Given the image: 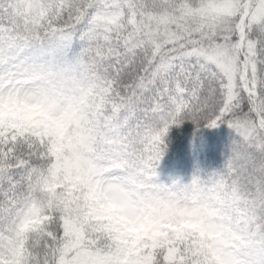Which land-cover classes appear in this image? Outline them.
Returning <instances> with one entry per match:
<instances>
[{"label":"snow or ice","instance_id":"obj_1","mask_svg":"<svg viewBox=\"0 0 264 264\" xmlns=\"http://www.w3.org/2000/svg\"><path fill=\"white\" fill-rule=\"evenodd\" d=\"M185 119L236 139L166 187ZM0 264H264V0H0Z\"/></svg>","mask_w":264,"mask_h":264},{"label":"trees","instance_id":"obj_2","mask_svg":"<svg viewBox=\"0 0 264 264\" xmlns=\"http://www.w3.org/2000/svg\"><path fill=\"white\" fill-rule=\"evenodd\" d=\"M235 134L227 125L207 128L185 119L171 126L163 138L164 154L157 168V183L189 184L193 176L219 172L232 153Z\"/></svg>","mask_w":264,"mask_h":264},{"label":"clouds","instance_id":"obj_3","mask_svg":"<svg viewBox=\"0 0 264 264\" xmlns=\"http://www.w3.org/2000/svg\"><path fill=\"white\" fill-rule=\"evenodd\" d=\"M26 114L32 120L39 122L42 126L46 125L50 130L55 132L57 135H60L64 131V127L62 124H58V123L50 120L48 118V116L41 109L34 108V109L27 111ZM156 226H158V225H156L150 221H146V222H144L142 228L137 226L139 228V231L136 234H143L144 231H151ZM129 238L130 239L134 238V235L130 236Z\"/></svg>","mask_w":264,"mask_h":264}]
</instances>
